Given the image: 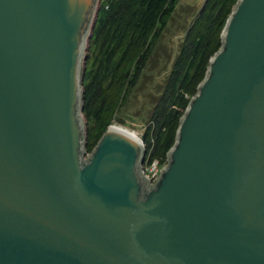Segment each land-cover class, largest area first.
Masks as SVG:
<instances>
[{
    "label": "water",
    "instance_id": "obj_1",
    "mask_svg": "<svg viewBox=\"0 0 264 264\" xmlns=\"http://www.w3.org/2000/svg\"><path fill=\"white\" fill-rule=\"evenodd\" d=\"M100 5L0 0V264H264V0L234 6L155 183L126 128L88 151Z\"/></svg>",
    "mask_w": 264,
    "mask_h": 264
},
{
    "label": "trees",
    "instance_id": "obj_2",
    "mask_svg": "<svg viewBox=\"0 0 264 264\" xmlns=\"http://www.w3.org/2000/svg\"><path fill=\"white\" fill-rule=\"evenodd\" d=\"M179 0H101L84 73L88 149L128 102ZM238 0H208L193 22L166 88L144 132L153 157L165 158L191 96L222 45V31Z\"/></svg>",
    "mask_w": 264,
    "mask_h": 264
},
{
    "label": "rangeland",
    "instance_id": "obj_3",
    "mask_svg": "<svg viewBox=\"0 0 264 264\" xmlns=\"http://www.w3.org/2000/svg\"><path fill=\"white\" fill-rule=\"evenodd\" d=\"M203 2L204 0H179L138 85L112 124L134 129L143 138L156 105L166 88L169 72L175 65L184 44L185 36L181 37V35L188 30Z\"/></svg>",
    "mask_w": 264,
    "mask_h": 264
},
{
    "label": "built area",
    "instance_id": "obj_4",
    "mask_svg": "<svg viewBox=\"0 0 264 264\" xmlns=\"http://www.w3.org/2000/svg\"><path fill=\"white\" fill-rule=\"evenodd\" d=\"M142 138V137H141ZM143 139V138H142ZM146 146V143H145ZM147 149V148H146ZM151 148L146 150L145 160L143 162V171L145 176L155 183L162 173L164 167L167 165V156L165 158L153 157L151 155ZM90 152V150L88 149Z\"/></svg>",
    "mask_w": 264,
    "mask_h": 264
},
{
    "label": "bare ground",
    "instance_id": "obj_5",
    "mask_svg": "<svg viewBox=\"0 0 264 264\" xmlns=\"http://www.w3.org/2000/svg\"><path fill=\"white\" fill-rule=\"evenodd\" d=\"M113 125L126 128V129L130 130L131 132L135 133L136 135L140 136V134L134 129H130L128 127H125V126H122V125H117V124H113Z\"/></svg>",
    "mask_w": 264,
    "mask_h": 264
}]
</instances>
